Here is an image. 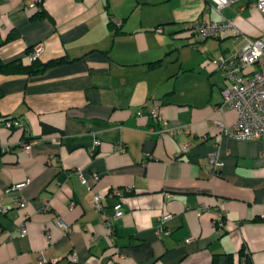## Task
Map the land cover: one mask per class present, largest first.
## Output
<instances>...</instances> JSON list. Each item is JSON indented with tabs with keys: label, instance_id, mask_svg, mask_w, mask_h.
I'll return each instance as SVG.
<instances>
[{
	"label": "crops",
	"instance_id": "obj_1",
	"mask_svg": "<svg viewBox=\"0 0 264 264\" xmlns=\"http://www.w3.org/2000/svg\"><path fill=\"white\" fill-rule=\"evenodd\" d=\"M31 1L0 0V62L29 63L36 45L40 62L69 61L0 73V264H264V138L219 134L216 122L228 128L236 114L222 104L228 81L213 65L234 57L244 36L264 35L253 0L220 13L210 0ZM110 17L121 20L116 33ZM223 17L235 31L188 38L193 21ZM152 100L172 136L148 115ZM211 151L223 163L213 179ZM76 169L104 197L103 215L120 205L112 241Z\"/></svg>",
	"mask_w": 264,
	"mask_h": 264
},
{
	"label": "built area",
	"instance_id": "obj_2",
	"mask_svg": "<svg viewBox=\"0 0 264 264\" xmlns=\"http://www.w3.org/2000/svg\"><path fill=\"white\" fill-rule=\"evenodd\" d=\"M6 1V0H3ZM44 0H32L28 4L29 8H35L43 3ZM215 5V11L220 13V10L232 3L239 0H210ZM251 5L258 11L264 13V0H253ZM109 20L114 25L121 23L120 19L110 17ZM236 27L231 18H222L218 21H193L187 27V36L193 42L203 41L205 39H218L225 32L235 31ZM244 46L237 52L234 57L225 58L223 56L218 57L213 61V65L221 72V74L228 81V84L222 89V104L228 109L235 112L236 118L231 126L228 128L223 125L221 121H217L216 124L219 127V134L226 135L231 138L240 140L261 139L264 138V35L256 38H250L244 36ZM43 52L42 45H36L30 54V59H37ZM159 102L152 100L151 104L147 106L148 115L153 120L163 127L162 133L167 136H172L175 131L168 127L167 120H165L158 113ZM221 112V107L218 108ZM136 117H142L140 110L135 113ZM17 124L15 121L7 120L5 125L11 127ZM98 141L94 140L93 145L89 147L91 155L94 154V149L98 145ZM32 142H24L21 147L25 153H29L31 150ZM183 150L188 149L187 145H184ZM120 151H124V147H120ZM207 176L210 179L215 178L219 169L222 167V160L220 159L216 151L208 153L207 158ZM81 184L85 185L90 191H92L93 208L101 214V222L107 230L106 239L112 241L115 234V220L122 216L120 205L114 206V213L111 217L103 215L104 206L102 204L104 197L98 192L92 190V185L88 179L83 175L80 169H76L72 173ZM98 175L94 174L92 180L95 182L98 180ZM27 181L14 184L10 189H20ZM168 196V195H166ZM14 203L19 208H24L26 202L22 199H14ZM74 202H70V206H73ZM45 201V207H47ZM5 213V208L0 206V215ZM166 217H163V220ZM217 227L222 229V221H217ZM17 229L21 236H25L28 233L27 225L25 221H21L17 225ZM187 241H190L188 239ZM39 264H42L43 257H38Z\"/></svg>",
	"mask_w": 264,
	"mask_h": 264
},
{
	"label": "trees",
	"instance_id": "obj_3",
	"mask_svg": "<svg viewBox=\"0 0 264 264\" xmlns=\"http://www.w3.org/2000/svg\"><path fill=\"white\" fill-rule=\"evenodd\" d=\"M39 6L41 7L42 4H40ZM35 14L36 15L37 14H45V12L42 10L40 12H36ZM109 25L111 26V28H113V30H115V33H116L118 31V29L120 28L121 23L119 25H114L109 20ZM67 61H69V59L56 58V59H52V60L47 61V62H40L38 59L32 60L29 63H23L20 59L13 60V61L8 62V63H1L0 62V73L4 74V75H16V74L35 75V74H39V73L43 72L47 67L57 65V64H61L63 62H67ZM160 62H161L160 60H157L155 62L150 63V65L157 66ZM50 131H51L50 128H48L46 126L43 127V132L48 133ZM246 261H247V264H250V260L248 257H246ZM210 264H216V259L213 258L211 260Z\"/></svg>",
	"mask_w": 264,
	"mask_h": 264
}]
</instances>
